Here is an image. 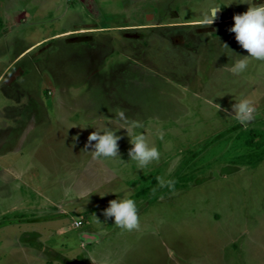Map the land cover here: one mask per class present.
<instances>
[{"label": "rangeland", "instance_id": "rangeland-1", "mask_svg": "<svg viewBox=\"0 0 264 264\" xmlns=\"http://www.w3.org/2000/svg\"><path fill=\"white\" fill-rule=\"evenodd\" d=\"M73 1L0 0V119L6 117L5 96L21 98L24 94L17 108L23 113V122L29 119L34 128L30 139L21 142L22 135L18 136L17 143H12L15 149L10 151L7 141L11 136L3 132L9 126L5 119L0 121V142L5 143L0 146V264H43L47 255L25 246L30 238L33 245L37 240L47 245L66 241L68 247L77 248L84 241L77 235L86 229L101 236L98 244H89L100 264H264V60L249 58L239 74L225 70L216 74L215 70L211 78L217 77L220 88H212L213 80L202 92L197 86L203 85L202 80L209 75L210 64L202 67L199 79L184 90L156 80L154 73L136 71L122 54L116 53L109 59L108 69H116L115 65L124 69L110 86L88 89L84 84L72 88L75 99L85 95L98 103L85 101L74 103L73 110L69 105L61 109L54 102L58 89L46 64L39 74L32 59L38 61L49 45L53 49H49L51 56L46 61L54 67L60 58L66 65L71 61L68 68L76 71L103 59L99 51H86L82 45L63 46L61 39L35 46L43 36L75 23L69 9ZM112 2L107 18L109 22L116 21L114 24L124 18L136 23L152 20L151 16L145 19L142 12L153 8L154 13L166 16L169 5L179 12L181 20L207 18L210 6L216 4L225 7L226 15L241 14L249 6L243 3L245 0H127L124 5L128 9L120 14L123 0ZM66 11L68 14L62 15ZM94 13L98 15L99 9ZM79 17L80 22H91L86 13ZM153 20L148 24L158 22L156 16ZM229 45L238 49V55H248L235 34ZM23 50L24 55L16 62ZM208 51L210 48L205 50ZM128 53L149 64L147 51L141 55L131 50ZM67 57L68 63L64 60ZM13 61L12 68L5 72ZM20 66L28 73L12 85L7 84L5 80ZM170 68L178 72L180 83L187 82L183 75H190L189 70L174 64ZM50 90H55L54 95ZM241 97L253 102V116L263 118L252 117L249 124L238 121L231 106L233 99ZM68 109L73 111L70 113L74 120L79 117V123L65 122V114L63 120L56 118L59 111ZM118 110L124 111L127 125L116 116ZM101 114L109 118L105 124L118 130L120 157L94 159L89 152L94 149L85 148L92 132L87 129L97 127ZM76 127L82 129L77 131ZM63 129L76 133L69 134L73 145L65 141V132V136L61 135ZM140 132L160 153L158 160L144 168L128 156L130 137ZM74 170L77 174H68ZM162 181L173 184L162 186ZM124 192L132 193L138 209L139 228L131 231L103 215L109 201ZM66 226L70 227L69 238L57 236L55 230ZM169 249L174 253L171 258ZM62 251L68 250L64 247ZM38 253L39 261L35 257Z\"/></svg>", "mask_w": 264, "mask_h": 264}, {"label": "crops", "instance_id": "crops-1", "mask_svg": "<svg viewBox=\"0 0 264 264\" xmlns=\"http://www.w3.org/2000/svg\"><path fill=\"white\" fill-rule=\"evenodd\" d=\"M112 1L113 0H88V1L74 0L72 4L73 7L69 6L70 7L69 9L71 10L70 12L74 14L71 15V17H74L75 23L67 29L43 36L35 44V46H39V45L44 46L45 44L50 43L51 41H54L56 39H61L63 42L62 44L63 46L76 48L75 46L82 45L83 49H86V51H91V52L99 51L100 54L99 57H103V59L97 62L98 64H94V61L93 62L91 61L92 66L85 67L82 69L80 68L77 71L72 69V67L68 68V65H72L71 61L68 60L69 57L64 59L66 63L70 61L68 65L62 63L63 58H60V60L58 59L55 61V67H54L50 62L47 63L46 61L48 60V57L51 56L49 49L51 50L53 49V47L49 45L45 47L44 51L39 54L38 61H34L32 59L33 66L35 70L39 72V74H40V70L43 69L46 64V68L49 70V73L54 81V84L58 89L57 90L58 95L54 100V102L61 109H63L66 105H69L71 110H73L74 103L79 104L80 102H85V101L91 103L94 102L98 103L96 99H92L91 101V99H88L87 96L85 95H83L82 99H79V97L75 99L76 97H73L74 94L72 88H80L84 84H86L88 89L90 88L102 89L104 87L110 86V84H112L114 81V77L119 75L121 72H123L122 69H124V67L120 65H115L113 67L116 69L113 70L108 69L110 68L108 63L110 61L109 59H111L112 57V54H116V53L122 54L123 57H125L128 60L129 67L134 68L136 71H142L145 73H154L156 80L166 81L167 83H171L172 86L177 85L184 90H187L190 87H192L193 84H195V82L199 79L198 76H201L202 72H200V70L202 69V67H207L210 64L211 65L209 68L210 73L206 77V79L208 78L207 82L206 79H204V81L202 80L203 85L197 86L198 87L197 90H200L202 92H206V90L208 89L206 87H208L209 83L212 82L213 80H214V85L212 86L214 87L212 88L218 90L220 86L217 85V80H216L217 77H215L214 75L215 79L211 78L214 71L216 70V74L219 73V71L221 70L230 72L234 61L241 58L238 55V51H237L238 49L231 47V45H229L231 39L233 38V35L235 34L229 31V29L234 24V20H233L234 15H226L225 7H223L221 4L210 6L211 9L216 7L220 8L218 10V13H216V19L213 21L211 25L204 22L206 18L200 20H181L179 18L180 16L179 12L175 10L174 7H171V5H169L168 8L169 10L168 12H166V16L164 13L162 14V12L154 13V8L152 9V11L148 13L144 14V11L142 12L145 19H148V17L150 16L152 17V20H146L145 22L154 21L153 20L154 16H156L158 20L156 24H148L149 22L147 23L130 22L129 19L126 18H124L123 20L121 19L122 21L114 24L116 21L109 22L107 18V15H109V13L107 14V10L109 11V4L113 3ZM126 1L127 0H123L122 7H120V14H122V12L124 13V11L128 9L127 6H125ZM76 2H80V4H77ZM255 3L257 2L255 1ZM167 4H169V2ZM96 8L99 9L100 13L98 15H93L95 14L94 11L96 10ZM82 12L86 13L87 18L90 19L91 22L85 23L79 21L80 20L79 16L80 15L82 16ZM118 13L119 12H117L116 14L118 15ZM66 14H68V11H66V13L64 12L62 13V15H66ZM79 37H82L83 39H79ZM147 43L150 44L149 49H147ZM222 43L227 44L232 51L224 47ZM129 45L130 48L128 47ZM209 48L210 51L205 52V50ZM211 48H213V51H211ZM127 50L128 51L131 50L132 52H134L133 54L137 53L138 55H141L140 52H143V50L145 52L147 51L149 61L148 60L146 61L149 64L146 63L145 65L144 63H142L137 58V55L132 57ZM25 51L26 50H23L18 55V57L15 59L16 62L19 59H21ZM209 53L211 56L209 55ZM236 56L238 59H236ZM72 58L74 59V57ZM226 58L231 60V62L230 61L226 62L225 60H223ZM15 61H13L10 65H8V67L4 71L8 72L12 68ZM216 61H218L217 65H216ZM171 64H174L175 66L178 67L181 66L185 71L189 70L188 72L190 73V75L189 74L183 75L185 76V78H188V80L187 79L185 80L187 82H182V83L179 82L180 80L177 79L179 78L177 76L178 72H176V70L171 71L170 68ZM64 66L66 67V71H64L63 68ZM163 69H165L166 72H164L165 70L163 71ZM26 73H28V70L25 69L23 66L22 67L20 66L12 74H10L7 80L5 81L7 84L12 85L20 77L25 76ZM2 76H4V74ZM2 80L3 78H0V82ZM54 91L50 90V94L54 95L55 93ZM22 95L23 96L21 98H19V95L5 96L8 99L7 100L8 103H5L3 107L6 114L5 115L6 117L4 119H5V123H7L5 125H8L9 127L8 129H6L7 131L5 130L3 132L4 133L8 132V136L9 135L11 136L7 141L9 142L10 145V146L8 145L10 151L11 148L15 149V146H12V143L17 141L18 136L22 135L21 142H23L27 138L30 139L29 137H31L32 129H34L32 128V122L29 121V119L26 120V123L23 122L21 118L23 113H21V109L17 108L20 107V105L24 101L23 100L24 94ZM1 107L2 106H0V109ZM67 108L68 107H66V109ZM68 110L66 111L63 110L61 112L59 111L58 114L56 115V118H60V120H63L65 114L66 115L65 122L68 121L72 123L73 122L79 123V117L75 118L74 120V117H71V113L73 114V111L70 110L68 111ZM86 116L90 117L89 113H87ZM259 117L263 118L261 115H259L258 117L253 116L254 119ZM4 119L1 118L0 121H3ZM108 119L109 118L105 117L104 114L98 116L97 123L99 124H97V127L95 128H99L101 122L104 123ZM247 124H249V122ZM1 125L5 126L4 124ZM95 128L87 129V130L89 132H91L92 130L93 132L95 131ZM76 129L77 131H80L82 128L76 127ZM70 131L71 130L69 129H63L61 135H64L65 132L66 133L65 141H68L71 143V145H73V141L69 138L70 137L69 134L76 135V133H73V131L71 133ZM4 144L5 143L0 142V146H3ZM75 144L78 145V143ZM7 154L8 152L6 151L3 157L7 156ZM71 171H69L68 174L72 176L77 174V171L75 170L74 172ZM75 181H77V179ZM70 183H73V181H71ZM62 214L65 215L67 213H62ZM73 227L80 228L81 226L74 225ZM69 228L70 227L66 226V227H61L58 230H55L56 235L65 236L66 239H68L69 238L68 231L70 230ZM35 232L37 231L35 230L34 233ZM34 236L36 237L35 234ZM38 236L40 237V235ZM78 236H81L84 241L83 243L81 242L79 245H77V248L68 247L67 244L68 242L66 241L65 242L60 241V243H57V241L56 242L52 241V245H47L43 243L42 240L40 242L37 240L36 241L37 244L33 245V243L32 244L30 243L32 241V238H30V236H29L30 240L27 243L28 245L25 246L31 250L37 249L39 253L42 252L43 254H46L48 259L42 260L43 264H48V263L100 264L101 261L97 258L99 256L95 252L94 248L91 249V246L89 247V244L90 245H93V243L98 244V242L100 241L101 236L98 234V232L92 229H86L85 231L80 232V235H77V237ZM84 242L86 245L88 243L87 248L86 245H83ZM25 246H22L24 250H26ZM64 247L68 250L67 253L69 254L62 251V248ZM81 247H85V250L83 252L80 251ZM88 247L90 250H87ZM73 250L75 252V255ZM39 253L35 255L36 260L38 261L40 259ZM25 254L26 253L24 252L23 255L25 256ZM79 257H81V259H78ZM27 259H28V255H27Z\"/></svg>", "mask_w": 264, "mask_h": 264}, {"label": "clouds", "instance_id": "clouds-1", "mask_svg": "<svg viewBox=\"0 0 264 264\" xmlns=\"http://www.w3.org/2000/svg\"><path fill=\"white\" fill-rule=\"evenodd\" d=\"M243 3L249 5L247 11L234 15V24L229 29L230 32L235 33L236 41L248 53V55H239L241 58L234 61L231 71L235 74L244 71L249 58L264 60V2L253 4L252 0L250 3L248 0H245ZM219 9V7L213 8L204 22L211 25L216 19V13ZM223 46L230 49L227 44H223ZM233 100L235 103L231 107L235 118L242 124L250 121L255 111L253 102L247 97ZM219 108L220 105L217 104V110ZM116 116L119 120L124 121L125 125L128 124V118L123 110H118ZM120 129L127 128L122 127ZM117 131L101 122L100 127L95 128V131L89 134L87 138L88 143L85 145V148L87 149L91 146L94 149V151H89L93 154L94 159L100 157H120L117 144L120 136L116 135ZM92 141L96 143L92 144ZM129 142L131 144V148L128 150L129 160L137 162L140 168H144L152 161L159 159L160 153L158 149L154 145H149L144 133L135 134L130 137ZM164 183H167L169 187L173 184L172 181H162V186ZM104 195L100 196L103 197ZM103 215L106 218H114L115 225L129 231L139 228L138 209L131 192H124L123 195H117L116 199L109 201L108 207L103 210ZM168 254L170 258L174 255L170 249L168 250Z\"/></svg>", "mask_w": 264, "mask_h": 264}, {"label": "water", "instance_id": "water-1", "mask_svg": "<svg viewBox=\"0 0 264 264\" xmlns=\"http://www.w3.org/2000/svg\"><path fill=\"white\" fill-rule=\"evenodd\" d=\"M217 13H218V11H217Z\"/></svg>", "mask_w": 264, "mask_h": 264}]
</instances>
